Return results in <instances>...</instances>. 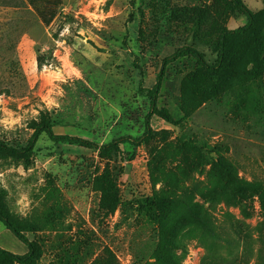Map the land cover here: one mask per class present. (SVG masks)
I'll use <instances>...</instances> for the list:
<instances>
[{"label": "rangeland", "instance_id": "374dc122", "mask_svg": "<svg viewBox=\"0 0 264 264\" xmlns=\"http://www.w3.org/2000/svg\"><path fill=\"white\" fill-rule=\"evenodd\" d=\"M241 1L251 31L220 72L190 56L165 67L157 108L172 124L152 116L140 145L42 134L0 152V203L38 245L30 264H264V2ZM246 23L231 0H0V141L25 148L45 122L99 146L140 138V78L151 89L184 47L215 64ZM0 248L28 252L1 223Z\"/></svg>", "mask_w": 264, "mask_h": 264}, {"label": "trees", "instance_id": "16d2710c", "mask_svg": "<svg viewBox=\"0 0 264 264\" xmlns=\"http://www.w3.org/2000/svg\"><path fill=\"white\" fill-rule=\"evenodd\" d=\"M231 1L234 7L246 17L247 23L245 24V26L241 28H238L236 30H227L221 35L219 41V53L215 64L208 65L198 51H196L191 47H184L163 60L162 68L157 76L155 85L151 89L144 88L143 78L142 77L140 78L138 85V93L144 94L149 99V112L144 120L145 130L140 138L134 139L131 137H124L115 140L107 145L99 146L95 143H92L88 140H84L81 138L58 136L53 132L52 126L48 122H45L39 125L34 130V133L31 136L28 145L25 148L22 149L13 148L0 141V152L7 153L13 156L23 155L28 152H31L35 146L36 141L42 134H45L48 137V139L53 142H67L71 144H76L88 149L99 151L101 153L112 152L123 143H131L135 146L140 145L142 142H144L152 135V129L150 126V119L152 116L159 117L163 121L172 124L170 117L166 113L160 111L157 108V99L161 90L165 67L181 57L190 56L194 58L200 66L205 67L208 71L213 73L220 72L225 64L226 49L229 40L243 37L244 35H246L248 32L251 31L256 16L242 3L241 0H231ZM260 34L264 39V19L261 25ZM135 68L137 70H140V67L137 64H135ZM140 75L142 76L141 72ZM0 223L6 229V231L11 233L18 240V242L24 245L28 250V252L25 255H16L12 252L0 248V263L30 264L32 261L36 260L38 257V245L36 241H29L27 239L21 228L17 226L16 223L12 221L9 218V216L6 214L1 203H0ZM157 259L160 262V264H166L163 257L158 256Z\"/></svg>", "mask_w": 264, "mask_h": 264}]
</instances>
